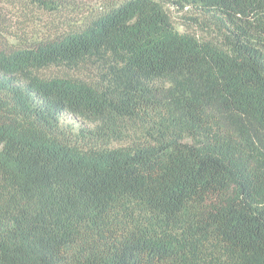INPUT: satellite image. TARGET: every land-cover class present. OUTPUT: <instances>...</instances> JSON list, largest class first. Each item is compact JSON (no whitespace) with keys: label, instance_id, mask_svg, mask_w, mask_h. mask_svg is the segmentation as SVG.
<instances>
[{"label":"trees","instance_id":"1","mask_svg":"<svg viewBox=\"0 0 264 264\" xmlns=\"http://www.w3.org/2000/svg\"><path fill=\"white\" fill-rule=\"evenodd\" d=\"M0 264H264V0H104L0 42Z\"/></svg>","mask_w":264,"mask_h":264},{"label":"rangeland","instance_id":"2","mask_svg":"<svg viewBox=\"0 0 264 264\" xmlns=\"http://www.w3.org/2000/svg\"><path fill=\"white\" fill-rule=\"evenodd\" d=\"M28 3L19 4L14 0L0 1V42L17 41L30 42L45 37L55 29L62 30L65 24L77 23L89 11H92L104 0H60L59 10L53 14L48 11L33 7V0H21ZM92 74L95 71L91 70ZM87 72V74H91ZM85 73V72H84ZM74 75L84 77L78 72ZM61 128L71 139L80 145L89 143L90 131L93 125L87 121L71 115L61 116ZM117 145V144H114Z\"/></svg>","mask_w":264,"mask_h":264}]
</instances>
